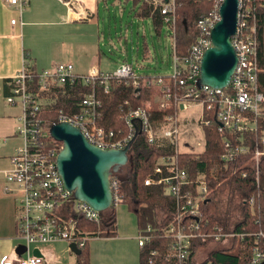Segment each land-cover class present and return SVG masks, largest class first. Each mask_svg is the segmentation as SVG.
I'll list each match as a JSON object with an SVG mask.
<instances>
[{
    "label": "built area",
    "instance_id": "obj_1",
    "mask_svg": "<svg viewBox=\"0 0 264 264\" xmlns=\"http://www.w3.org/2000/svg\"><path fill=\"white\" fill-rule=\"evenodd\" d=\"M28 0H8V4L19 14ZM223 0H216L212 10L202 16L197 24L198 36L184 57L175 54L172 43V73L169 76L149 78L146 85L156 87L158 94L153 99L161 116L154 119L148 106H137L122 115L125 130L118 133L97 123L102 114V99L98 96H110L113 86H119L136 96L141 76L132 65L123 63L113 72H100L91 69L85 75L74 73L72 63H59L49 70L33 74L30 65L25 62L21 70L7 83L8 93L4 100L10 105H19L22 110L18 134L22 144L11 156V167L5 173L8 187L5 190L15 197L17 204L16 234L22 240L25 251L30 245L54 241L72 243L77 249L84 241L100 238L99 232L89 234L80 225L81 220L99 226L100 212L83 201L74 198L73 193L64 185L56 166V157L61 143L49 135L52 123L66 121L76 126L87 141L99 148H123L143 134L149 144L168 148V154L161 155L153 167L152 175L144 181L145 185H160L164 194L173 200L171 219L162 229H153L147 225L138 231L139 247L145 246L157 234L171 238L165 257L175 264H213L210 260L194 261L195 248L206 242L226 241L231 245L233 238L244 243L249 232L222 230L221 226L210 223L201 208L209 202L207 171L200 167L192 175L187 166L182 165L180 153H194L197 156L204 151V133L200 140L183 141L179 111H188L198 105L201 108L199 124L209 125L210 119L204 118V112L212 115L218 122V132L222 136L224 153L220 162L226 163L238 155L248 153L247 133L255 131L258 120L264 118V96L258 90L257 42L251 0H239L237 29L231 38L236 55V66L229 83L223 88L199 85L200 68L203 56L212 47L211 31L220 20L219 8ZM163 22L173 25L175 22L174 0L161 1ZM12 25L21 24L12 20ZM171 32V31H170ZM172 33V32H171ZM172 35V34H171ZM86 87L78 102V108L70 113L58 110L57 119L51 123L42 120L41 114L50 100L55 87L65 85ZM128 99L123 101V105ZM203 132V129H202ZM252 167L259 183L264 171V134L254 144ZM214 175V168L210 170ZM242 176L246 175L243 171ZM112 205L123 203L119 182L110 178ZM252 210L254 197L247 200ZM225 246V247H226ZM158 250L150 254L157 255ZM264 261V234L259 232L254 241V251L250 259L238 264H259ZM151 263V259L149 260ZM0 264H45L42 256L36 254H17L1 259Z\"/></svg>",
    "mask_w": 264,
    "mask_h": 264
},
{
    "label": "trees",
    "instance_id": "obj_2",
    "mask_svg": "<svg viewBox=\"0 0 264 264\" xmlns=\"http://www.w3.org/2000/svg\"><path fill=\"white\" fill-rule=\"evenodd\" d=\"M167 1V0H166ZM216 0H174L175 11L174 24L168 25L163 22L161 8L155 6L151 0H132V15L138 20L149 19L153 25L155 34L159 36L164 26L172 32L175 54L184 57L188 49L198 36L196 24L198 20L212 10ZM256 27L255 39L257 42V64L259 73L257 76L258 90L264 96V0H251ZM144 54L149 55L146 44H144ZM36 74L33 68H29ZM149 77L141 76L140 87L136 91V96L125 90L119 91V86H113L110 96H104L98 90L97 94L102 99V114L97 119L99 125L115 130L119 135V129L125 130L122 115L137 106L147 107L153 114L154 119L161 116V112L153 103L157 96L156 87L146 85ZM90 90L86 87L65 85L55 87L50 94V100L46 103V108L41 114V118L46 123H51L57 119L58 110L70 113L78 108V102L83 95ZM128 99V103L123 105V101ZM204 118L210 119L209 125H202L204 133L205 148L198 156L194 153H180L182 165L194 175L198 168L202 167L207 171V182L209 186V202L203 204L201 208L205 212L206 219L213 224L221 226L222 230H229V220L226 215L219 213L216 202L217 192L228 190L239 199L238 211L240 218L233 224L234 231L249 232L247 240L241 242L238 238H233L231 245L218 249H213L207 256L213 264H238L250 259L254 251V241L259 232L264 234V171H262L259 183L257 182L252 167V151L258 138L264 134V118L258 120L254 132L247 133L246 143L249 145V152L236 156L226 163L220 162V156L224 153L222 136L218 132V122L212 115L204 112ZM168 148H162L156 144H149L143 134H139L132 142L129 153L132 155V162L123 172L115 173L111 176L117 179L123 195V203L135 215L139 230L151 225L153 229H162L171 219L173 212V200L166 196L160 185H145L144 181L152 175L153 167L157 158L168 154ZM214 168V175L211 176L209 170ZM246 175L242 176V172ZM250 196L254 197V205L251 210L247 204ZM82 228L95 234L99 232L101 237L116 235V212L115 206L111 205L107 210L100 213L99 226L86 220H81ZM171 238L157 234L154 239L140 248L139 264H175L174 260L165 257ZM83 246L76 253L77 264H90V250L88 242L84 241ZM206 244V243H204ZM158 250L157 255H151V250ZM194 254V252L192 253ZM151 259V263L149 260Z\"/></svg>",
    "mask_w": 264,
    "mask_h": 264
},
{
    "label": "crops",
    "instance_id": "obj_3",
    "mask_svg": "<svg viewBox=\"0 0 264 264\" xmlns=\"http://www.w3.org/2000/svg\"><path fill=\"white\" fill-rule=\"evenodd\" d=\"M151 1L158 6L166 0ZM102 2L104 0H28L19 14L8 0H0V261L19 254L18 248L23 245L16 234V200L5 190L9 186L5 173L11 167V156L22 144L18 134L22 110L19 105L5 102L7 83L25 62L36 73L59 63H72L78 75H85L91 69L102 72L99 69ZM14 19L21 24L12 25ZM142 56L145 59L149 55L143 52ZM138 231L136 223L132 227L121 222L118 225L116 218L115 236L86 241L90 263L139 264ZM61 244L66 246L56 248ZM73 248L72 243L60 240L33 244L22 253L40 255L45 264H77L78 249Z\"/></svg>",
    "mask_w": 264,
    "mask_h": 264
},
{
    "label": "water",
    "instance_id": "obj_4",
    "mask_svg": "<svg viewBox=\"0 0 264 264\" xmlns=\"http://www.w3.org/2000/svg\"><path fill=\"white\" fill-rule=\"evenodd\" d=\"M238 5L239 0H223L220 5V20L211 31L212 47L205 52L201 62L200 86L223 88L230 81L237 61L231 38L237 29ZM49 135L62 145L56 166L66 188L74 198L87 202L94 210L100 213L107 210L112 205L110 178L132 162L129 153L132 142L123 148H99L66 121L52 123ZM23 251L25 246L20 245L18 253Z\"/></svg>",
    "mask_w": 264,
    "mask_h": 264
},
{
    "label": "rangeland",
    "instance_id": "obj_5",
    "mask_svg": "<svg viewBox=\"0 0 264 264\" xmlns=\"http://www.w3.org/2000/svg\"><path fill=\"white\" fill-rule=\"evenodd\" d=\"M131 10L132 0H104L102 2L100 13L102 58L99 69L102 72H113L118 65L128 62L140 76L153 79L171 75L173 39L170 29L164 26L161 34L157 36L151 21L134 18ZM144 44L150 53L145 59L142 56L145 49ZM200 113L201 108L198 105L188 111L180 110L179 119L183 141L188 139L195 142L203 137L202 128L198 122ZM127 165L122 167L121 172L126 170ZM216 202L222 216L228 211L229 230H232L234 222L240 218L238 207L236 209L239 199L228 190H224L217 192ZM115 211L118 225L121 222L122 225L132 227L133 223H136L137 227L135 216L128 209L127 204L118 203ZM226 245L224 240L203 243L195 248L194 261L202 262L207 259L211 250ZM63 246L65 247L66 244L56 245V248Z\"/></svg>",
    "mask_w": 264,
    "mask_h": 264
}]
</instances>
